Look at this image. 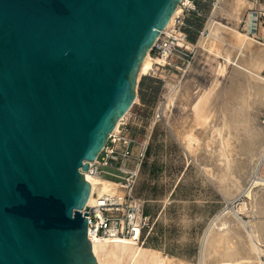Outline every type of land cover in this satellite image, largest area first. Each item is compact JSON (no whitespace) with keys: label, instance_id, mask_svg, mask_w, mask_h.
<instances>
[{"label":"water","instance_id":"water-1","mask_svg":"<svg viewBox=\"0 0 264 264\" xmlns=\"http://www.w3.org/2000/svg\"><path fill=\"white\" fill-rule=\"evenodd\" d=\"M180 1L0 0V264H99L85 171Z\"/></svg>","mask_w":264,"mask_h":264},{"label":"rangeland","instance_id":"rangeland-1","mask_svg":"<svg viewBox=\"0 0 264 264\" xmlns=\"http://www.w3.org/2000/svg\"><path fill=\"white\" fill-rule=\"evenodd\" d=\"M213 1L199 0L205 16H201L197 23H195L196 19L192 13H188L186 16V21L190 23L195 21L194 23L199 29V31L195 29L189 31L193 45L190 44L192 51L188 56L180 53L174 54L162 63L158 60L159 57H162L159 53L160 50L150 51L151 58H154L153 67L148 74L141 75L137 86L138 99H136L129 113L132 116L128 125L131 134L139 140H148L146 156L138 180L137 193L144 201L145 213L150 215L151 219L144 230L146 234L145 241L140 245L158 250L164 256L181 259L180 261L187 264H202V262H199L201 261L199 255L203 234L210 220L227 204V196L218 187L216 178L203 170L205 169L204 165H210L212 170L219 169L216 161L218 144L220 145L221 141L217 129H222L223 134L228 133L230 128L234 127L235 129L236 133L233 138L235 143L233 145L236 146L232 147V164H234L233 166H235L237 172L247 169L249 154L253 149L264 146V137L261 138L260 136V139L257 136L255 137L260 126L264 127V96L260 100L259 94L255 93V88L258 89L264 84V69L261 68H264V29L258 25L257 30L253 32L255 34H250L247 28L242 27L241 21L247 17V8L252 5L251 0H248V2L224 0V3L219 0L218 5L215 7L218 10L215 13H213L215 8H212ZM229 2L231 3L229 4ZM235 2H239V5ZM206 27L207 32L202 35L200 30ZM238 61H240V64H238L244 66V68L246 67V69L240 66V69L242 68L240 74L234 75L233 71ZM258 61L261 62L260 65L262 66L259 65ZM253 65H256L255 68ZM247 68L248 73L246 72ZM249 73L253 74V77L252 75L248 76ZM258 75H260V80ZM251 77L253 79L258 78V84L256 80H254L256 82L252 81ZM236 79H238L237 82H235ZM247 79H252V82ZM261 81L262 83H260ZM249 82L252 84H249ZM247 83L249 85L245 86ZM254 84L256 85L255 88ZM169 85L172 88L180 89L179 92L183 95L178 92L177 100L175 99L168 107L169 109L167 107L164 109L162 106L167 101L166 96L169 91L167 86ZM241 87H244L243 90H241ZM211 88L212 99L210 105H212L210 107L213 108V114L215 115L208 127L211 129H209V133L216 131L215 135L218 136L215 137L214 135L213 137L217 138V141L215 142L213 138L212 143H214L207 149L206 144L202 145L207 140H201L199 145L196 143L193 147V151L187 150L176 134V127L178 124H182L179 121L183 117H180L184 114L185 117L190 113L189 107L183 104V101H185L183 98L188 99L187 102H189L190 99L195 98L194 96L200 90H210ZM241 97L247 99L244 100ZM187 102L185 101V103ZM224 117L226 118L225 121ZM247 117L248 121L245 126L244 120ZM237 127L239 129H236ZM201 129L200 127L199 129L195 128L196 133L200 134ZM203 139H206V137H203ZM245 160L246 164L244 163ZM262 172H264V164ZM243 181L245 183L246 179ZM256 193L258 194L255 190L252 199L243 194L240 197L237 196L238 198L235 197L233 205L237 208L240 202L245 201L247 203L246 207L239 211V216L244 221H249L248 224H253L257 229L256 232H258L259 238L264 241V225L262 232L264 210L259 209ZM229 214L233 216L231 211L223 213L222 217H224L226 223L220 226L231 225L232 228L236 227V230L240 229L239 227L237 229V226L234 227L235 221L233 220L235 216L232 217ZM228 218L232 220L228 221ZM241 230V233L245 232L244 228ZM233 234L235 232L231 231L230 235ZM232 237L230 243L235 239L234 244L237 245L236 249H238L236 257L240 256L238 257L239 261L246 262L249 250H247L245 238L241 234ZM222 251L223 253H220L222 257L224 255V257H227V250L222 249ZM260 258L264 261V253L260 255Z\"/></svg>","mask_w":264,"mask_h":264},{"label":"bare ground","instance_id":"bare-ground-1","mask_svg":"<svg viewBox=\"0 0 264 264\" xmlns=\"http://www.w3.org/2000/svg\"><path fill=\"white\" fill-rule=\"evenodd\" d=\"M182 1L185 4L193 5V2H191L189 0H181V2ZM222 1L224 3V0H222ZM244 1L248 2V0H243V2ZM239 2H237V3L235 2V3L238 4ZM230 3L231 2H229V4ZM226 5H228V4L226 3ZM235 7H237V6H235ZM183 10H184L183 5L180 3L177 7V10L173 14L171 19L167 23V25L162 30L171 27L175 21L176 16L178 14L182 13ZM216 10H218V9L215 8L213 10V13H215ZM223 13H225V12H223ZM236 19H238V18H236ZM235 39H236V35H235ZM238 40H239V38H238ZM150 51H151V49L148 51V53L146 54V57L144 58V60L141 64L140 72L138 75V81H139L142 74H148L153 67V64H154L153 59L154 58L153 59L151 58ZM167 59H168L167 54H164L162 57H159L158 60L160 62L164 63L165 60H167ZM239 62L240 61H238L236 63L237 66L235 65V68L233 71L234 75L240 74V72H241L242 68L240 69V66H242V65H239L240 64ZM241 62H242V60H241ZM254 62L256 63V60ZM258 63H259V61H258ZM260 63H259V65H260ZM148 64H150V65L147 66ZM238 65H239V67H238ZM249 65H252V64H249ZM253 66L255 68L256 65H253ZM260 66H262V65H260ZM242 67L244 68V66H242ZM248 68L246 71L247 73H248ZM261 68L264 69L263 67H261ZM244 69H246V67ZM252 69H253V67H252ZM254 72H256V71H254ZM244 73H245V70H244ZM251 73H253V72H251ZM251 73H249L248 76L252 75V77H253V74H251ZM257 74H260V73H257ZM245 75H246V73H245ZM260 75H262V74H260ZM260 75H258V77ZM255 77H257V76H255ZM239 80H240V78H239ZM254 80L257 81L258 78L257 79L255 78L252 81H254ZM259 80H260V77H259ZM237 81H238V79H236L235 82H237ZM256 81H254V82H256ZM260 83H262V81ZM260 83H259V85H260ZM249 84H252V83L249 82ZM249 84L247 83L246 85L245 84H241V85L247 86ZM255 84H254V88L256 86ZM257 84H258V81H257ZM241 85H238V86H241ZM167 87H169V91L167 92V96L165 95L167 97V101L162 106V107H164V109L166 107H167V109H169L168 107L171 106V104L175 101V99L177 98V94L180 91V89L178 90L177 88L176 89L172 88L171 85H169ZM244 87H241V90H243L242 88H244ZM256 88H255V93L257 95L259 94V97H261L260 98V100H261L262 97L264 96V84L262 85V87L260 86L258 89H256ZM249 90H250V88H249ZM245 92H247V91L245 90ZM241 93H243V92H241ZM179 94H180V92H179ZM180 95H183V94L181 93ZM244 95H245V93H244ZM184 96L186 97L185 94H184ZM194 97L195 98L190 99L189 102H187L188 99L183 98L187 102V103H185V101H183V104L185 106L189 107L190 113H188L187 116H185V117H184L185 114L183 116H181L180 118L183 117L181 121H179V119H178V121L182 122V124L181 125L178 124V126L176 127L177 128L176 134L178 135L177 137L179 139H181V142L183 143L184 148H186L187 150L194 149L193 147H195L196 143L199 145L201 140H207L202 145L206 144L207 147L206 146H204V147H206L208 149L214 143V142L212 143V141L214 138L213 136L216 133V131H213L214 129L212 130L213 133L212 132L209 133V131L211 129L208 127L210 125V123L212 122L211 121L213 119L212 117L215 115V114H213L214 113L212 110L213 108L211 109V107H210L212 105V104L210 105V100L212 99L211 98L212 97V88L210 90H206V89L200 90L198 93H196V95ZM245 97L242 99L246 100L247 98H245ZM250 97H251V95L249 96V98ZM242 102H244V101H242ZM248 104H249V102H248ZM129 112H130V110L122 118H120V120L117 122V124H116V126L112 132H114L118 129L120 122L129 115ZM248 115H250V114H248ZM225 119L226 118L224 117V121H225ZM247 121H248V117L245 118L244 125L247 123ZM251 122H253V121H251ZM224 123H226V122H224ZM248 123H250V122H248ZM251 125L253 126V124H251ZM211 126H212V124H211ZM241 126H242V124H241ZM254 126H255V124H254ZM199 127L202 128L200 130V134L196 133L197 131L195 130V128L199 129ZM238 127L236 129H239ZM212 128H214V127H212ZM215 128H216V126H215ZM226 128H225V130H226ZM218 130H219V132H218ZM228 130H229L228 133L223 134L222 129H217V134L220 133V141H221V144L220 145L218 144L219 147L217 146L218 147V150H217L218 155H217L216 163L218 164L219 169L217 168L216 170H214V169L212 170V167L210 165H204L205 169H203L204 171L209 173V175L212 174L216 178V182L219 185L218 187H220V189L223 190V193H225L227 196L226 197V203L227 204L224 205L225 207L218 214H216L212 218V220H210V223L208 224V226H207V228L203 234L202 243L200 245L201 246L200 247L201 253L199 251V253H200L199 256L201 257V258L200 257L199 258L201 259V261H199V262H202V264H264V261L261 260V258H260V255L262 253H264V241H263V239L261 240V238H259V235L257 234L258 232H256L257 229H255V226H253V224L252 225L248 224L249 221L248 222L244 221L242 219V217L239 216V213H240L239 211L243 210L246 207L247 203L245 201L240 202L237 205V208L234 207V205H233L235 197H237V196L240 197L243 194V195H247L248 197H250V199H252L253 195H254L253 193L256 190V192H258V194L257 193L256 194L258 195L257 201L259 204L258 206L260 207L259 209L264 210V172H262V166L264 164V146L263 147L260 146L261 148H259V149H257V148L253 149V151H251V153L249 152L250 158L248 161L247 169L244 171H241V172L240 171L237 172V171H235V168H234L235 166H233L234 164H232V147L236 146V145H233V143H235V142H233V138H234L236 132L234 131L235 130L234 127L230 128ZM257 131L258 132H256L255 137L257 136L259 139H260V136H261V138L264 137V127L263 126H260L259 130H257ZM217 136L218 135H215V137H217ZM203 137H206V139H203ZM214 139L216 142L217 138H214ZM253 144H254V142H253ZM235 149H236V147H235ZM214 150H215V148H214ZM205 151H206V149H205ZM210 152H212V151H210ZM212 157H214V156H212ZM215 159H216V157H215ZM244 163L246 164V160ZM240 165H241V163H240ZM85 174H86V178L91 182V185H92V192H91V195H90L89 200H88L89 204H91L93 202L94 192L98 191V192H102V193H107L108 195H111V196L112 195H118V194L122 193V190H119L117 188V184L115 183V181H113L109 178L103 177L100 174L93 172L91 170L85 171ZM213 176H211V177H213ZM245 179H246V182L244 183L243 180H245ZM259 190H262V191L259 192ZM227 211H231L233 213V216H235V219L233 220V221H235L234 227L237 226V229H238V227L240 229L236 230L235 229L236 227L232 228L231 225L230 226L229 225L222 226V227L220 226V225L226 223V220L224 219V217H222V215L224 212H227ZM230 216H232V215H230ZM231 218H228V221ZM253 223H254V221H253ZM263 225L264 224H262V232H263ZM242 228L245 229V232H243V233H241ZM231 231L235 232V234L230 235ZM240 234L243 235V237L245 238L244 241L246 243V247L248 248L247 250H249V253L251 254L250 255L247 251V253H248L247 255H249V256L247 257L248 259L246 262H240L241 260L239 261V258H238L240 256L236 257V254L238 253V249H236L237 245L234 244L235 239H234V241H232L230 243L231 238H233L232 236L235 235V237H236ZM89 235H90V239H91L92 244H93V250L97 256L99 264H187L184 261H180L181 259L178 260V259L173 258L172 256L171 257L170 256H164L160 251L152 249V248H148L144 245H140L139 243H136L135 241H133L131 239H120V238L111 237V236H102V235L95 233L92 230L90 231ZM222 249L227 250V257H224L225 255L222 257V255L220 254L221 252L223 253ZM245 254H246V252H245ZM246 256H244V257H246ZM235 262H238V263H235Z\"/></svg>","mask_w":264,"mask_h":264},{"label":"built area","instance_id":"built-area-1","mask_svg":"<svg viewBox=\"0 0 264 264\" xmlns=\"http://www.w3.org/2000/svg\"><path fill=\"white\" fill-rule=\"evenodd\" d=\"M189 1L193 5L180 1L184 10L176 16L171 27L160 31L151 51L160 50L162 56L167 54L168 57L178 53L189 55L192 51L189 31L199 29L193 23L187 22L186 16L192 12L199 17L203 15L196 0ZM218 1L213 3V8L218 5ZM251 2L252 5L247 8V17L241 21L242 27L247 28L250 34L257 30L258 25L264 29V0ZM200 32L202 35L206 33L207 27ZM130 119L128 115L120 122L118 129L110 133L103 150L95 160L90 161L89 167V170L115 181L122 193L111 196L97 191L93 202L87 203L82 211L89 212L88 234L92 230L102 236L131 239L140 244L145 241L144 230L151 219L145 213L144 201L137 193L148 140H139L131 134L128 127Z\"/></svg>","mask_w":264,"mask_h":264},{"label":"crops","instance_id":"crops-1","mask_svg":"<svg viewBox=\"0 0 264 264\" xmlns=\"http://www.w3.org/2000/svg\"><path fill=\"white\" fill-rule=\"evenodd\" d=\"M215 1H216V0H214L213 3H214ZM196 2H197V5L201 8V5H200V3H199V0H196ZM213 3H212V4H213ZM212 8H213V7H212ZM201 10L203 11V15H202V16H205L204 9L201 8ZM212 10H213V9H212ZM192 14L194 15V17H195V19H196V20H195L196 22H195V21H194V22L197 23L198 19H200L201 16H200V17L197 16V14H196L195 12H192ZM194 22H193V24L195 25ZM195 26H196V25H195ZM129 113H130V112H129ZM129 116H130V118L132 117L131 114H129Z\"/></svg>","mask_w":264,"mask_h":264}]
</instances>
